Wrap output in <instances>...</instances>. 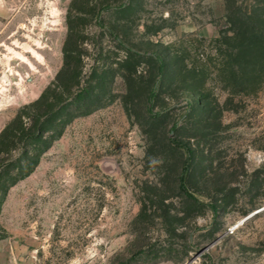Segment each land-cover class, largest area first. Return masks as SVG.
Returning <instances> with one entry per match:
<instances>
[{
    "label": "rangeland",
    "instance_id": "obj_1",
    "mask_svg": "<svg viewBox=\"0 0 264 264\" xmlns=\"http://www.w3.org/2000/svg\"><path fill=\"white\" fill-rule=\"evenodd\" d=\"M228 1L0 0V175L50 142L0 186V264H264V77L219 73Z\"/></svg>",
    "mask_w": 264,
    "mask_h": 264
},
{
    "label": "trees",
    "instance_id": "obj_2",
    "mask_svg": "<svg viewBox=\"0 0 264 264\" xmlns=\"http://www.w3.org/2000/svg\"><path fill=\"white\" fill-rule=\"evenodd\" d=\"M233 2L234 0H229L227 2V17L232 30L229 36L223 37L226 48L218 50V54L222 57L219 73L232 91H242L256 85L260 82L262 77H264V9L258 5L252 4L250 8L245 7L243 9L241 7H235L231 10V8H233ZM101 9H104V7ZM155 60L157 61L158 72L162 73L165 68L163 59L160 55L156 54ZM45 93L46 92L42 93L36 101L30 103L26 107L39 106L43 99H45ZM79 95L81 97L83 96L81 93H78L77 96ZM154 97L155 91L152 88L148 93V102L151 103ZM153 115L158 116L159 114L156 112ZM15 120L19 121L18 134L20 138L28 137L31 129L22 124L20 115L12 120V123ZM10 127L11 123H8L0 131V152H8L10 149L12 143L10 137L13 138L15 136L9 131ZM173 127H175V125ZM47 131L44 122L38 125L35 134L38 140L42 141V145L35 154H29V150L27 148L25 149L24 156L22 155V157L25 160L26 169L22 170L21 174L16 177L12 174L11 170H7L1 174V187H10L18 179L27 176L33 170L34 166L38 163L41 153L50 145V142L44 143L43 137L44 133ZM54 139L56 138H53V140ZM168 141L174 146L185 149L187 153V158L177 174V185L187 198L196 200V196L186 186L189 161L193 157V151L186 144L170 138H168ZM211 207L213 206L211 205Z\"/></svg>",
    "mask_w": 264,
    "mask_h": 264
},
{
    "label": "bare ground",
    "instance_id": "obj_3",
    "mask_svg": "<svg viewBox=\"0 0 264 264\" xmlns=\"http://www.w3.org/2000/svg\"><path fill=\"white\" fill-rule=\"evenodd\" d=\"M235 227V226H234Z\"/></svg>",
    "mask_w": 264,
    "mask_h": 264
}]
</instances>
